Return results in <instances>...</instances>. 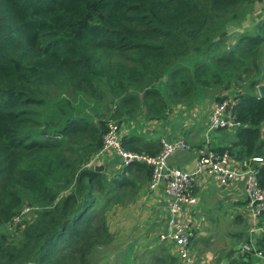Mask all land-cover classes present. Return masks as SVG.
Masks as SVG:
<instances>
[{"label": "trees", "instance_id": "1", "mask_svg": "<svg viewBox=\"0 0 264 264\" xmlns=\"http://www.w3.org/2000/svg\"><path fill=\"white\" fill-rule=\"evenodd\" d=\"M259 1L0 0V230L23 206L37 208L19 234L0 232V264H103L96 253L114 242L110 215L152 177L142 162L113 174L90 165L109 119L81 114L77 98L111 96L116 118L146 121L233 88L242 125L220 128L230 142L211 149L264 159V18L229 33ZM123 148L156 154L162 143L131 134ZM258 178L264 188V164ZM256 244L264 254V231ZM144 254L146 264H184L165 246ZM254 256L231 248L210 264Z\"/></svg>", "mask_w": 264, "mask_h": 264}, {"label": "crops", "instance_id": "2", "mask_svg": "<svg viewBox=\"0 0 264 264\" xmlns=\"http://www.w3.org/2000/svg\"><path fill=\"white\" fill-rule=\"evenodd\" d=\"M263 18L264 0L256 2L252 14L241 23L234 24L230 28L229 33L251 29ZM249 21L251 24L247 26L245 23ZM239 25H243V29L236 27ZM261 84H263V80ZM259 86L257 88L258 93ZM214 94L220 95L223 100L231 99L234 102L236 101L237 92L233 88L224 91L217 90L212 95ZM207 101H210L211 110L206 118L204 116L202 123L200 121L203 115L200 106L206 107ZM218 102L221 101L215 100L214 96H210L194 106L178 104L173 106L170 115L165 119L139 121L133 118H117L115 120L118 122L122 121L123 137L136 134L142 137L145 142L160 140V143L164 139L171 141L183 138L189 148L180 150L170 156L169 163L193 171L196 168L197 156H199L201 150L211 149L213 145L217 144L227 145L230 142L229 137L218 131L220 128L208 130L212 109ZM225 129L235 131L228 128ZM232 159L233 163L242 164L234 158ZM260 164H264V162H249V165L257 171ZM90 165H104L107 168V173L113 174L122 169V158L116 151L111 150L103 155L93 157ZM243 167L245 168L246 166L243 165ZM245 179L243 175L232 180L227 185L221 186L212 177L200 176L197 178L193 188V193L197 196V203L185 205L183 207L184 211L177 219L179 224L191 228L193 231L187 245V250L191 257L190 263L180 257L179 254L182 247L160 239L155 241L152 236L147 237L146 234L150 231L147 229L150 228L152 230L153 225L160 229L158 237L161 233L169 230L171 217L168 212V202L165 195L166 182L163 181L156 191H152L149 188L151 179L147 180L141 190L139 199L135 203L127 207H120L114 212L115 216L126 215L133 206L140 204L142 209L141 225L146 232L142 233L146 237L139 240V247L132 253L133 256L127 257L126 261L115 260L113 264H143V261H147L150 257V255L144 253L158 248V246H165L171 254L180 257L184 264L213 263L223 251H228L231 248L242 249L243 243H249L259 250L256 243L257 237L264 231L262 215L259 218L258 226L255 227L252 206L244 191ZM204 242L207 244L205 245ZM226 263L227 259H223L221 262V264ZM252 264H264V255L262 257L255 255Z\"/></svg>", "mask_w": 264, "mask_h": 264}, {"label": "built area", "instance_id": "3", "mask_svg": "<svg viewBox=\"0 0 264 264\" xmlns=\"http://www.w3.org/2000/svg\"><path fill=\"white\" fill-rule=\"evenodd\" d=\"M236 102V101H235ZM231 99L218 102L212 109L208 130L228 128L236 130L242 124L231 110ZM233 107V106H232ZM103 147L94 157L103 155L107 151L114 150L122 158V166L132 162H142L153 168L149 188L156 191L163 181L166 182L165 195L168 202V212L170 214L169 230L160 234L159 239L164 242H171L182 247L180 257L191 262V257L187 250V245L192 236V229L177 222L179 215L184 211V206L197 203V196L193 193V188L197 178L207 176L214 178L221 186L227 185L232 180L245 176L244 191L252 206L254 225L259 224V218L264 212V188L260 185L258 171L249 165V162H264L261 157H255L242 164L233 163V159L228 152H216L206 148L200 151L196 160V168L191 171L180 166L169 163V158L176 152L189 148L183 138L175 140H163L162 148L156 154L147 152L129 151L123 148V124L117 120H109L108 129L103 135ZM243 165L246 167L244 168ZM37 208L23 206L21 212L13 217L12 226H24L26 219L32 221ZM242 250L252 252L254 255L262 257V251L255 249L249 243L242 244Z\"/></svg>", "mask_w": 264, "mask_h": 264}, {"label": "rangeland", "instance_id": "4", "mask_svg": "<svg viewBox=\"0 0 264 264\" xmlns=\"http://www.w3.org/2000/svg\"><path fill=\"white\" fill-rule=\"evenodd\" d=\"M247 26L251 24L249 21L245 23ZM237 28H242L243 25L236 26ZM236 30V28H235ZM232 35V34H231ZM192 60L191 57L187 59H183L182 62L188 63ZM220 91V90H219ZM64 101L63 98L59 99L56 103H60ZM74 108H76L81 114L89 115L95 118L104 117L108 118L109 120L117 119L115 117L116 114V105L118 99H113L111 96H107L105 101H96V100H86L82 98H77L72 101ZM53 105V109L55 110V104ZM206 107H202V119L200 122L203 123V118L210 113V101L206 102ZM212 103V102H211ZM122 122V121H121ZM141 206L137 204L131 208V210L125 215L121 214L118 216L110 215V225L111 230L114 234V243H112L109 247L105 248L103 251H99L96 253V257L103 256L102 263L103 264H113L115 260H124L129 256H133L135 249L139 247V240L144 239L147 237L152 236V238L156 241L159 240V228L153 225L152 230L148 228V233L145 235L142 232L146 233L142 227V220H141ZM21 212V211H20ZM19 214V213H18ZM119 216L120 219H119ZM30 222L29 219H26L24 222V226L26 223ZM24 226H12L8 224L7 227L0 230V232L12 233V234H19V228L22 229ZM205 245L207 244L204 242ZM155 249V248H154ZM152 249V250H154ZM149 254V253H148ZM146 260V259H145ZM122 262V261H120ZM131 262V261H130ZM143 264H146V261H143Z\"/></svg>", "mask_w": 264, "mask_h": 264}, {"label": "water", "instance_id": "5", "mask_svg": "<svg viewBox=\"0 0 264 264\" xmlns=\"http://www.w3.org/2000/svg\"><path fill=\"white\" fill-rule=\"evenodd\" d=\"M261 78L263 80V84L259 86V93L261 96H264V62L262 63V74ZM94 169L97 171L107 172V168L104 165H94Z\"/></svg>", "mask_w": 264, "mask_h": 264}]
</instances>
